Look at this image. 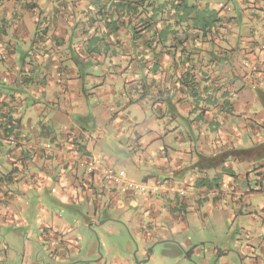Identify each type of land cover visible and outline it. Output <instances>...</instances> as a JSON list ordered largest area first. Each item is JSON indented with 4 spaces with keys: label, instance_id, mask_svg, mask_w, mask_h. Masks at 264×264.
<instances>
[{
    "label": "crops",
    "instance_id": "crops-1",
    "mask_svg": "<svg viewBox=\"0 0 264 264\" xmlns=\"http://www.w3.org/2000/svg\"><path fill=\"white\" fill-rule=\"evenodd\" d=\"M126 167L147 172L150 193ZM253 171L258 189L239 187ZM263 179L264 0H0V264L11 236L102 264V242L79 229L95 239L108 222L134 238L103 242L108 264H196L190 238L176 241L184 206L233 203L264 233L251 209ZM244 247L264 254V237ZM229 252L244 254L210 259Z\"/></svg>",
    "mask_w": 264,
    "mask_h": 264
},
{
    "label": "rangeland",
    "instance_id": "rangeland-1",
    "mask_svg": "<svg viewBox=\"0 0 264 264\" xmlns=\"http://www.w3.org/2000/svg\"><path fill=\"white\" fill-rule=\"evenodd\" d=\"M257 95V94H256ZM125 156L122 158L124 159ZM240 166V169L243 170V167L241 166V163H238ZM127 174L130 182H134V184H140L143 183L144 176L147 174V172L144 171V169H133L126 167L124 169ZM151 173V171H149ZM237 175L239 173H236ZM244 174V173H243ZM249 180H242L240 179L239 187L241 188H248L251 189H258L259 187V176L258 172L253 171V173L249 176ZM264 179L262 180V182ZM252 207L254 213H257L256 215L261 216L264 213V207L262 208V211H259L260 206H264V194H261L259 192L253 193L252 195ZM209 203V202H208ZM203 204V203H202ZM210 208H208V204L199 205L201 210H196L197 205L193 207V209L189 206H184L185 212L183 211L181 213L182 216H185L189 219L191 228L189 230L179 231V236L177 241L178 246L185 248L187 245V240L190 238L192 241V245H190L189 250H195L194 257H192V261L196 264H203V261H201L200 258H198V254L201 258H206L208 261L207 264H253L254 263V257H258V259L263 260L264 264V254L261 253L260 250H258L257 254L249 253L248 251L245 252V244H247V241L249 240V243L251 241V238L253 235L261 233L262 237H264V233L259 230V228L256 227V224L250 223V219L243 218L242 215L248 217L247 210H243V214H240L241 210L239 207L234 205L233 203H229L227 206H224L222 204V207H217L215 203H210ZM143 207H139V210H142ZM139 215H144V212L141 211L138 212ZM206 218L205 219H203ZM233 217V218H232ZM124 221V220H123ZM128 225L127 223H124ZM119 225V224H118ZM108 227V231L106 232L105 229L102 231L96 230L95 239H93V236H88L89 231L88 229L81 230L79 229V234L82 235V237H85L86 242H94L96 241L97 244H99V241L108 243L110 240H114V238L122 237L123 235H128L131 240L132 236H130V233L126 227L123 225H119L123 227L125 232L122 234H118V231L120 229L114 225L110 224L108 222V225H105ZM113 227H115L113 229ZM259 228V229H258ZM251 229L252 233L248 234L246 231ZM256 229H258V232H255ZM110 231L116 232L114 235H109ZM135 237V236H134ZM138 239V238H137ZM134 241V240H133ZM8 242H11V253H9L10 261L8 264H63L60 261V258L62 255H66V253L71 252L67 251L64 247H59L54 251L55 253H52L50 251V245L46 242H40L38 241L36 244L32 246L31 249H25L23 245L22 238L11 236ZM253 246L258 249L259 248V241H252ZM101 245L99 247V254L104 255L106 260L102 264H108V259L112 260V257L114 254H111L110 257L107 256V252L105 247H102ZM87 243L84 245V251H86ZM136 246V244H135ZM113 245L109 246V249L112 248ZM136 248V247H135ZM232 249L234 251H244V256L239 257L233 256L231 252L227 254L223 260L218 261V257L215 258L213 256V259H210L212 255V252L217 249L219 250H226V249ZM181 249V248H180ZM136 250V249H135ZM107 256V257H106ZM137 260L139 261L141 258L138 254L136 256ZM155 258V257H154ZM153 258V259H154ZM72 259H74V255L72 256ZM155 259L153 260V262ZM72 262L64 263V264H71ZM156 264H161L157 263ZM76 264V263H72ZM81 264V263H78ZM87 264V263H86ZM93 264V263H90Z\"/></svg>",
    "mask_w": 264,
    "mask_h": 264
},
{
    "label": "built area",
    "instance_id": "built-area-1",
    "mask_svg": "<svg viewBox=\"0 0 264 264\" xmlns=\"http://www.w3.org/2000/svg\"><path fill=\"white\" fill-rule=\"evenodd\" d=\"M9 139L12 144H16L15 136H10ZM81 166L88 168L91 174L95 172L100 173V175L107 180L124 178L126 176L125 172L123 171L116 172L111 168L101 167L99 164L95 163L94 161H91L89 163H82ZM129 187L131 189H134L136 191H139L145 194L150 193L149 187L146 185H140V184L136 185L133 183H129ZM180 194L185 195V192L183 190H180Z\"/></svg>",
    "mask_w": 264,
    "mask_h": 264
},
{
    "label": "trees",
    "instance_id": "trees-1",
    "mask_svg": "<svg viewBox=\"0 0 264 264\" xmlns=\"http://www.w3.org/2000/svg\"><path fill=\"white\" fill-rule=\"evenodd\" d=\"M232 155H237L238 157L251 158L252 151H232Z\"/></svg>",
    "mask_w": 264,
    "mask_h": 264
}]
</instances>
